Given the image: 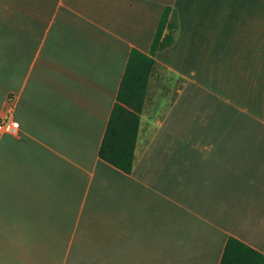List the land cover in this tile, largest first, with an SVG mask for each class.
<instances>
[{
	"label": "crops",
	"instance_id": "0c3cea01",
	"mask_svg": "<svg viewBox=\"0 0 264 264\" xmlns=\"http://www.w3.org/2000/svg\"><path fill=\"white\" fill-rule=\"evenodd\" d=\"M165 5L127 173L99 147ZM1 116L0 264H220L229 237L264 254V0H0Z\"/></svg>",
	"mask_w": 264,
	"mask_h": 264
},
{
	"label": "trees",
	"instance_id": "16d2710c",
	"mask_svg": "<svg viewBox=\"0 0 264 264\" xmlns=\"http://www.w3.org/2000/svg\"><path fill=\"white\" fill-rule=\"evenodd\" d=\"M177 13L165 5L148 52L132 48L99 147V156L124 172H131L135 158L140 114L150 77L155 69V54L175 40ZM220 264H264V254L242 241L229 237Z\"/></svg>",
	"mask_w": 264,
	"mask_h": 264
},
{
	"label": "built area",
	"instance_id": "2783aa9c",
	"mask_svg": "<svg viewBox=\"0 0 264 264\" xmlns=\"http://www.w3.org/2000/svg\"><path fill=\"white\" fill-rule=\"evenodd\" d=\"M19 127V121L17 119H11L9 117H0V128L7 133H16Z\"/></svg>",
	"mask_w": 264,
	"mask_h": 264
},
{
	"label": "rangeland",
	"instance_id": "374dc122",
	"mask_svg": "<svg viewBox=\"0 0 264 264\" xmlns=\"http://www.w3.org/2000/svg\"><path fill=\"white\" fill-rule=\"evenodd\" d=\"M163 84H164V81H162V84H160V86H159V84L157 85V83L154 80H152V83H151V86H150V89H149L150 94H153L154 92H157V91H161V92L169 91L168 90V85L164 86ZM149 92H148V94H149Z\"/></svg>",
	"mask_w": 264,
	"mask_h": 264
}]
</instances>
